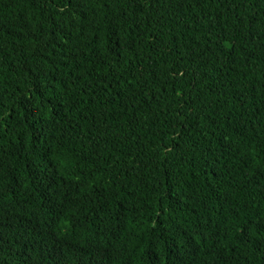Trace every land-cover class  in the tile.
I'll use <instances>...</instances> for the list:
<instances>
[{
  "label": "trees",
  "instance_id": "obj_1",
  "mask_svg": "<svg viewBox=\"0 0 264 264\" xmlns=\"http://www.w3.org/2000/svg\"><path fill=\"white\" fill-rule=\"evenodd\" d=\"M0 264H264V0H0Z\"/></svg>",
  "mask_w": 264,
  "mask_h": 264
}]
</instances>
